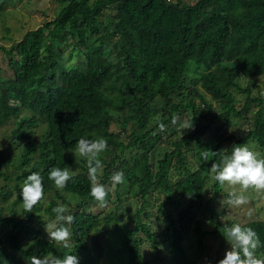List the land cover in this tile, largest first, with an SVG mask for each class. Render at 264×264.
Returning a JSON list of instances; mask_svg holds the SVG:
<instances>
[{
    "label": "trees",
    "instance_id": "obj_1",
    "mask_svg": "<svg viewBox=\"0 0 264 264\" xmlns=\"http://www.w3.org/2000/svg\"><path fill=\"white\" fill-rule=\"evenodd\" d=\"M14 1L0 0V12ZM54 2L53 18L6 49L12 73L0 69V264H264V220L234 228L213 205L225 156L249 139L264 150V0ZM233 117L251 129L226 150L209 144V166L192 169L186 155L200 158L201 134ZM96 178L126 189L108 212L91 206ZM137 184L135 226L106 258L115 207ZM153 190L168 194L161 225L145 218Z\"/></svg>",
    "mask_w": 264,
    "mask_h": 264
},
{
    "label": "rangeland",
    "instance_id": "obj_2",
    "mask_svg": "<svg viewBox=\"0 0 264 264\" xmlns=\"http://www.w3.org/2000/svg\"><path fill=\"white\" fill-rule=\"evenodd\" d=\"M190 3H194L196 0H186ZM58 8L54 0H15L14 3L9 4L7 9L0 12V69L1 74L8 75L12 73V68L9 65V55L6 53V49L11 48L16 42L20 41L26 32L31 28H36L45 21L53 18L57 13ZM106 14H113L111 9H105ZM106 17H103V22ZM105 23V22H104ZM106 23H110L108 19ZM105 23V24H106ZM116 27L122 29L128 28L129 24L122 18L116 23ZM65 59H68L69 47L65 46ZM195 70L197 68H194ZM193 69V70H194ZM263 76H257V85H262ZM241 82L246 85L248 81L246 79H241ZM186 89L189 88V81L186 79ZM257 88V87H255ZM184 89V90H186ZM257 91V89L255 90ZM245 96L241 94L240 104L243 105ZM218 112V110H215ZM246 117V115L244 116ZM181 126L186 125L184 120ZM252 127L250 120L244 118L233 117V124L231 125H221L215 124L211 129L205 131L201 134V141L195 146V152L202 150L200 158L196 161L193 154L188 152L186 155V160L190 163L192 169H199L201 167L207 168L208 164V151L211 143L222 142L223 149L226 150L231 147L238 139L244 137L248 130ZM179 128V127H177ZM184 134V131H181ZM166 146L165 141H161L159 145L154 150L155 160L158 161L161 157V149ZM4 148V141L1 137L0 132V149ZM8 152L7 149H4ZM203 165V166H202ZM175 172L172 174L173 179L179 177V171L174 169ZM102 173L101 170L98 171ZM222 175L224 178L222 192L216 196L213 201V205L218 211L215 214L219 220L226 222H232L233 227L236 228L237 224H241L244 221L255 220L257 218L264 220V150L260 148L258 143L252 139H249L246 144H243L237 153H230L225 156L222 161ZM214 177V169L211 168L210 178ZM64 180L61 179L59 183L63 185ZM2 182L0 181V187ZM208 186L212 187L213 183L208 182ZM102 190V197L98 198V201L91 204V206L97 211L108 212L110 208H114L115 203L118 199V192L126 190L124 187H118L116 178L114 180H108L102 183L100 178H96V191ZM140 187L138 184L132 192H126L123 195L128 196V200L121 203L117 210L119 211L118 216L120 217L119 223L116 222V227H113L111 232V239L105 242V250L103 252L106 258L108 256L109 246L119 245L125 233V230L129 227L135 226V215L137 208L139 209L141 205L139 202V197H135L139 192ZM118 190V191H117ZM109 193V194H107ZM213 195L212 193L210 196ZM108 198L103 201V199ZM150 201L147 204V211H150V215L145 217L152 223H159L161 225L162 221L157 220L159 214L158 209L160 204L167 201V193H158L153 190L149 194ZM176 201V196L172 202H167V204L173 208V204ZM139 204V205H138ZM23 206V203H21ZM205 212H200L197 215V220H201L204 228H212L210 222L204 220L203 216ZM57 220H51L48 225L45 226V231L49 232L54 226L58 225ZM156 225V224H155ZM195 225V222L193 223ZM163 228V227H162ZM162 232V231H161ZM195 231L191 232V236ZM58 236L59 240L67 239L69 234L67 231L58 230L55 234ZM190 245V242H186L185 246ZM189 247V246H188ZM115 250V248H114ZM195 251L191 250V254ZM51 257V256H50ZM215 255L212 258L215 259ZM116 259V256L112 257ZM229 259L226 260L228 263ZM53 260H50L52 264ZM74 264L71 260V264ZM46 264H49V260ZM55 264H70V262L62 263L57 260Z\"/></svg>",
    "mask_w": 264,
    "mask_h": 264
}]
</instances>
